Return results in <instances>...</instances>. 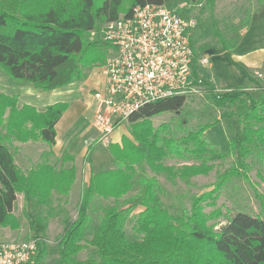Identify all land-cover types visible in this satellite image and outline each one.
I'll return each mask as SVG.
<instances>
[{
	"label": "trees",
	"instance_id": "obj_1",
	"mask_svg": "<svg viewBox=\"0 0 264 264\" xmlns=\"http://www.w3.org/2000/svg\"><path fill=\"white\" fill-rule=\"evenodd\" d=\"M176 1L0 0V70L14 81L31 83L39 91L65 86L82 79L87 68L103 64L108 44L90 33L117 19L125 4L124 15H129L135 5ZM186 1L207 8L215 2ZM258 1L264 4V0ZM249 20L250 16H245L233 25L231 36L212 23L217 48L230 53ZM191 30L193 48L205 53L194 47ZM246 77L257 94L243 87L218 93L212 84L201 81L217 105L240 103L234 138L223 153L205 139V132L216 121L200 123L178 137L166 133V124L155 127L152 123L156 115L179 113L185 95L144 104L132 113L128 118L129 135L108 144L114 166L90 173L73 218L64 209L58 210L62 229L54 246L56 264H264V206L263 215L228 208L222 211L218 207L208 213L204 210L205 206L216 205L221 188L230 178L243 176L248 180L249 155L256 153L264 158V129L260 125L264 122V86L257 78L249 74ZM67 107L66 102H56L38 111L30 104L19 106L17 94L0 92V225L11 230L20 228L13 209L21 194L22 214L29 225L27 239L37 243L32 264H44L49 251L45 238L47 217L51 213L45 209L55 194H69L76 180V167L68 152L61 155L59 165L50 162L53 152L48 150L34 166L22 170L15 163L18 145L14 143L42 141L52 146L55 125ZM228 155L235 163L219 173L209 188L189 196V207L176 215L157 195V176L137 173L139 167L147 165L171 182L176 178L187 182L193 176L207 174L212 168L210 161ZM166 157L184 163L165 165L162 160ZM189 159L192 162L188 163ZM254 194L264 205V194L256 189ZM96 197L114 203L102 208L98 224L87 237ZM127 223L131 224L133 239L127 235ZM83 251H87L86 256L78 258Z\"/></svg>",
	"mask_w": 264,
	"mask_h": 264
},
{
	"label": "rangeland",
	"instance_id": "obj_2",
	"mask_svg": "<svg viewBox=\"0 0 264 264\" xmlns=\"http://www.w3.org/2000/svg\"><path fill=\"white\" fill-rule=\"evenodd\" d=\"M167 5L176 8L181 15L195 19L196 25L194 29L191 30L193 45L196 49L206 51V54H212L221 51L217 48V39L211 29L212 23L215 24L224 35L231 36L233 34L231 27L238 24L245 16L251 17L252 12L257 10L260 3L258 0H215L214 5L211 8H207L202 3L192 4L188 3L186 0H177L174 4ZM126 8L127 4L124 5L119 16L124 15V10ZM104 26L105 23L100 26V30H103ZM100 30L95 29L90 33V35L93 38L100 40ZM109 49L110 47L108 45L103 64L105 63L107 56L111 53H109ZM216 60L217 58L214 59L213 62H216ZM103 64L92 66L85 70V76L90 78V85L85 84V88L87 89L85 91L91 94V96L93 95V92L100 87V79L102 78L101 69ZM211 70L213 71V69H209L207 65L193 69L194 79L196 80L193 84L198 90L197 92L185 95L186 100L179 113L175 114L165 112L152 117L151 120L155 127L162 123L166 124V133L177 137L185 134L188 130L195 129L200 123L216 121V123L205 132V139L207 142L212 144L215 149L223 153L228 150L229 141L234 138L237 119L239 118L237 112L239 111L240 103L216 104L212 95L205 90L204 85L201 83L202 80L205 81V76L209 79ZM260 73L261 72L253 74L258 77V79L261 78L260 83L264 86V78H262ZM219 76L220 75L216 74V78ZM15 83L18 84L21 82L12 80L5 72L0 70V92H3V90L9 92L10 89L17 86ZM214 83L221 85L224 82H222L220 76V79L214 81ZM240 87H243L246 91L257 94L256 88L252 82L247 81ZM217 89H219L216 90L218 93L226 91L222 88ZM96 105L97 102L93 99L91 105H88L86 109L84 108V110L80 107L78 108L79 111L75 109L76 107L72 108L73 112L71 116H78L76 117L79 121L77 125L79 126L77 129L78 131L83 130L84 127H88L92 123ZM228 113H232V115L228 116ZM260 125H262L264 129V122ZM128 127V120L119 122L112 134V142H119L121 135H129ZM93 135H96V131L94 128H91L86 138ZM60 138H62V134ZM14 144L18 145L15 163L22 170H26L34 166L36 162L41 160V158L34 162L31 159L28 160L27 157L23 156L20 147L21 143L18 144V142H15ZM88 146L92 147L89 150H86ZM80 148L82 151L79 154V157L76 156V159L73 161V164L76 167V180L69 191V194H55L54 201L50 204V206H48L49 209L44 208L45 210H49V213L51 212L47 217L48 222L45 238L47 244L49 245V251L44 264H56L57 254L54 246L62 229L58 210L61 208L64 209L65 212L73 218L76 213L81 189L86 184L90 173L103 171L114 166L112 156L108 150V144L96 143L93 142L92 139L87 138L84 143L81 142ZM262 151L264 153V144L262 146ZM58 153L62 154L61 151ZM52 158L53 160L49 158L50 162H55L57 165L60 164V155H56ZM246 161L249 166V171L247 172L248 180L243 176H233L230 178L223 188H221L220 195L216 200V205L214 207L205 206V212L208 213L213 208L218 207L222 211H225V209L228 208L231 209L232 212L241 210L263 215L262 206L264 205H261L259 200L255 197L254 189H256L259 193L264 194V158L262 159V157L260 158L258 154L253 153L247 157ZM187 162L190 163L192 160L189 159ZM162 163L165 165L172 164L174 166H180L184 162L166 157L162 160ZM234 163V157L231 155H228L223 159L210 161L209 164H212V168L207 174L193 176L187 182L181 181L178 178L171 182L164 174H157L153 172L147 165L139 167L137 173L138 175L145 173L147 175L157 176L159 182L157 195L162 204L166 206L173 215H176L180 213L182 208L189 207V196L209 188L211 184L213 185L216 181L217 175L232 166ZM65 165L69 166L70 162H67ZM93 203L94 208L91 211L90 219L91 228L88 229L89 233L87 237L90 236L92 227L98 224L102 208L107 205H111L114 202L112 199L96 197ZM51 208H53V210H50ZM13 213L20 221V228L17 230H11L8 226L0 225V242L25 240L28 238L29 225L27 219L22 214L21 194L17 195ZM126 232L129 238H134V233L131 229L130 223H127L126 225ZM86 253L87 251L81 252L78 255V258H84Z\"/></svg>",
	"mask_w": 264,
	"mask_h": 264
},
{
	"label": "built area",
	"instance_id": "obj_3",
	"mask_svg": "<svg viewBox=\"0 0 264 264\" xmlns=\"http://www.w3.org/2000/svg\"><path fill=\"white\" fill-rule=\"evenodd\" d=\"M194 25L165 3L135 5L129 15L105 24L100 40L111 53L101 69L102 86L93 92V142L111 143L118 123L144 104L197 92L193 69L211 60L191 44ZM36 250L32 238L0 242V264H32Z\"/></svg>",
	"mask_w": 264,
	"mask_h": 264
},
{
	"label": "crops",
	"instance_id": "obj_4",
	"mask_svg": "<svg viewBox=\"0 0 264 264\" xmlns=\"http://www.w3.org/2000/svg\"><path fill=\"white\" fill-rule=\"evenodd\" d=\"M207 54L211 60V64L207 67L213 69V71L211 70L209 75L210 80L206 76L204 79L216 89H234L240 87L248 81L247 74L258 79L254 74L261 72L262 74L260 73V75L264 78V4L252 12L247 29L243 32L230 53L220 51ZM216 58V62H213ZM198 67L200 66H196L195 69ZM216 74L220 75L222 82H224L221 85L214 83V81L220 79V76L216 78ZM85 77L65 86L47 91L36 90L29 82L15 83L17 86L10 89L9 92L3 90L8 95L17 94L19 106L30 104L38 111H43L47 105L56 102H66L68 104L67 109L55 125L56 135L52 146L42 141H27L20 144L23 156L27 157L28 160L31 159L34 162L41 158L45 151L51 150L53 154L49 158L52 160V157L56 155H60L61 157L64 152H68L73 156L74 161L76 156L79 157L82 151L80 148L81 142L84 143L87 138L93 139L95 137L93 135L86 138L90 129L93 128L91 124L88 127H84L83 130L78 131L79 126L77 125L79 121L76 118L78 116H71L73 112L72 108L76 107L75 109L79 111L78 108L80 107L84 110L88 105H91L93 99L95 100L93 95L91 96V94L85 91L87 90L85 86L90 85V78ZM103 79L102 74L100 87L102 86ZM260 79L258 80L260 81ZM59 127L61 132L59 131ZM61 134L62 138H60ZM87 149L89 150L88 147ZM60 151L62 154L58 153Z\"/></svg>",
	"mask_w": 264,
	"mask_h": 264
}]
</instances>
